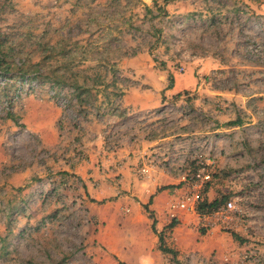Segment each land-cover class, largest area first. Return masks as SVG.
<instances>
[{
	"label": "rangeland",
	"instance_id": "1",
	"mask_svg": "<svg viewBox=\"0 0 264 264\" xmlns=\"http://www.w3.org/2000/svg\"><path fill=\"white\" fill-rule=\"evenodd\" d=\"M0 39L10 72L64 45L124 88L0 70V264H264V0H0ZM195 184L227 218L170 217Z\"/></svg>",
	"mask_w": 264,
	"mask_h": 264
},
{
	"label": "trees",
	"instance_id": "2",
	"mask_svg": "<svg viewBox=\"0 0 264 264\" xmlns=\"http://www.w3.org/2000/svg\"><path fill=\"white\" fill-rule=\"evenodd\" d=\"M64 46V45H63ZM61 46V51L56 52V55H58L57 62L58 65L62 68V72L60 70H57V68H53L49 70L48 72H43L41 67H39L41 64H43L46 60H49L51 58V52L46 53V55H42L37 62L30 63V60H26L22 62L16 72H10V56L6 54L4 47H3V40L0 39V70L3 69V76L9 79L13 78H19L22 81L25 80H37L39 83H50L51 87H58L60 89L64 88H70L76 93V98L78 99L79 105H85L82 100V95L86 96H92L93 90L98 92V87H102V91H106L107 87L114 85L115 90H111L109 93L114 94L117 97H120L124 93V88L121 86H118L116 79L118 76H116V68L114 67V64H103L106 67H108V73L111 76V80H107L106 77H101L99 75L93 74L92 78L91 76H87L86 74H79L77 72L71 71V65L73 63L71 58L65 57V54L67 51L65 50V46ZM40 53H45V49H47V46L45 44H39ZM53 48L57 47V45L52 46ZM51 47V48H52ZM88 69L90 68L87 67ZM7 75V76H6ZM79 77L82 78V81L79 80ZM171 79V76H170ZM105 99L108 98V94H106ZM110 101V100H109ZM238 120H232L228 121L227 124H237ZM169 186L160 187L157 189V191H160L162 189H166ZM228 196L224 195L220 198H215L212 201L202 200L198 203L196 206V210L200 214L210 213L215 210H217L220 206H222ZM151 200V197H150ZM150 200L148 203H150ZM150 216L152 217V213H150ZM155 219L152 218L151 228L155 231ZM176 219H174L169 225L170 227L175 226ZM234 239H239V237L236 234H232ZM158 250L165 254H171L173 257L176 256L177 252L176 250L166 246L163 243L162 236H159L158 239Z\"/></svg>",
	"mask_w": 264,
	"mask_h": 264
},
{
	"label": "built area",
	"instance_id": "3",
	"mask_svg": "<svg viewBox=\"0 0 264 264\" xmlns=\"http://www.w3.org/2000/svg\"><path fill=\"white\" fill-rule=\"evenodd\" d=\"M209 178V174L205 170V168L201 167L195 171L191 179L195 182H203L204 180ZM200 199V192L197 184L193 185L192 188L188 189L184 192L180 198L175 201H172L168 206V213L170 217H175L179 211L182 210H194L196 208V203ZM234 208V200L230 199L226 202L223 209L217 210V214L220 218L227 216H223V211L231 210Z\"/></svg>",
	"mask_w": 264,
	"mask_h": 264
},
{
	"label": "crops",
	"instance_id": "4",
	"mask_svg": "<svg viewBox=\"0 0 264 264\" xmlns=\"http://www.w3.org/2000/svg\"><path fill=\"white\" fill-rule=\"evenodd\" d=\"M156 198H157V197H156ZM158 204H159V201H157V200L155 201V200H154V206L156 207Z\"/></svg>",
	"mask_w": 264,
	"mask_h": 264
}]
</instances>
